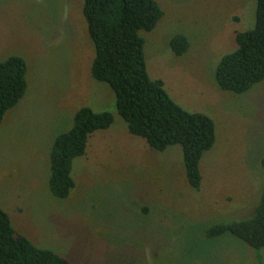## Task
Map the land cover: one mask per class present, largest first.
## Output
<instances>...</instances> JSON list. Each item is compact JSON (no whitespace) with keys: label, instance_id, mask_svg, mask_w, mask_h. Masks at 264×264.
<instances>
[{"label":"rangeland","instance_id":"obj_1","mask_svg":"<svg viewBox=\"0 0 264 264\" xmlns=\"http://www.w3.org/2000/svg\"><path fill=\"white\" fill-rule=\"evenodd\" d=\"M156 1L164 16L140 32L148 72L216 126L201 188L188 183L182 147L156 151L132 135L115 92L91 76L83 0H0V60L24 57L29 80L0 126V204L19 235L73 264H253L241 239L206 233L251 217L264 190V80L244 93L216 81L236 34L254 28L257 0ZM179 34L190 44L182 55L170 44ZM83 107L114 122L74 160L76 186L62 199L49 189L51 149Z\"/></svg>","mask_w":264,"mask_h":264},{"label":"trees","instance_id":"obj_2","mask_svg":"<svg viewBox=\"0 0 264 264\" xmlns=\"http://www.w3.org/2000/svg\"><path fill=\"white\" fill-rule=\"evenodd\" d=\"M83 15L95 47L91 76L115 92L117 110L132 135L144 138L156 151L172 145L182 147L188 183L199 190L203 181L200 162L216 142V126L208 115L183 109L164 82L152 79L148 72L145 39L140 32L157 26L164 16L161 6L156 0H83ZM236 43L237 48L221 58L216 81L223 90L244 93L264 80V0H257L254 28L237 33ZM170 44L178 55L187 52L190 45L182 34L174 36ZM28 86L24 57L11 55L0 60V126ZM113 122L112 113L95 112L90 107L74 114L72 128L58 135L51 149L49 189L54 196L69 197L76 186L74 160L86 155L95 131L108 129ZM228 233L256 252L253 264H264L260 251L264 249V190L251 217L214 225L206 235L214 238ZM0 264L73 263L19 235L0 204Z\"/></svg>","mask_w":264,"mask_h":264}]
</instances>
